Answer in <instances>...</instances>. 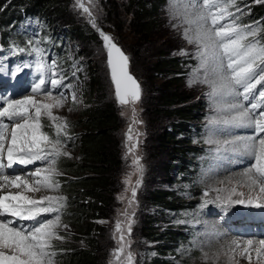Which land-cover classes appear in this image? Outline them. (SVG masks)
<instances>
[{
  "label": "rangeland",
  "instance_id": "obj_1",
  "mask_svg": "<svg viewBox=\"0 0 264 264\" xmlns=\"http://www.w3.org/2000/svg\"><path fill=\"white\" fill-rule=\"evenodd\" d=\"M82 2L86 7L90 8L95 16L98 29L110 35L114 43L129 57L130 73L141 86V99L138 102H130L126 105L118 103L107 62V49L104 47L100 31L91 26L88 14L83 13L82 9L78 7L76 0H70L68 7V15L70 20H73V24L65 25L61 23L54 26L51 31V35L53 34L55 38H59L62 41L60 43L64 48V53H66L67 65L69 67L67 65L62 66L61 61L56 59L57 56L55 54H53V57L47 56L45 54L46 49L41 46L38 52L40 59L35 60L34 64L22 67L15 64L9 70L8 75L15 77L16 81L21 79L24 73L29 72L24 86L15 85L13 80L9 79L6 83H0V92L8 100L23 99L25 96L32 95L37 100H44L43 94H34L31 91V87L41 77L46 80L51 79V73L47 69L54 61V70L59 75L66 77L64 83L71 82L73 84L72 89L62 88L56 90L63 91L67 99L63 108L54 109L55 115L67 118L70 125L69 129H71L72 124L78 120L86 108L103 103L114 106L119 117L116 138L120 143L119 151L122 165L114 174L113 182L116 185L115 194L113 195L114 203L105 212L100 213V216H103V218L94 219L95 217L90 215L86 218L87 220L83 221L84 226H86L89 219H92L91 222L95 227V231L91 240L98 252L100 264H109L110 261H112V264H115L112 252L119 246L118 240L120 235L115 232L117 221L121 223L124 229L126 241H131V248L125 249V255L130 250L133 254L134 264H150L155 259L177 264L183 257L190 258L193 254L192 250L199 251L197 259L193 261L195 264H249V260L242 255L243 249L247 247L249 240L252 241L251 264H264V257L257 260L255 251L257 248L264 247L260 244L262 239H258L260 235L255 234L254 237L247 235L245 237L223 236L217 238L211 235V233L221 231L218 224L214 221L218 216L209 219L203 213V210L210 205L218 203L225 206L229 213L236 215L242 211L237 205L247 204H231L229 206L227 197L231 196L232 200L244 199L247 201L261 194L259 190L248 186L247 177H244L246 180H242L236 175L238 172H246L247 169L221 175L218 169H212L211 167L210 155L214 153L216 145L208 143V139L211 137L218 141H228L235 136H243V133L237 134L233 131L235 136H231L227 132H217L216 135H212L209 119L215 113L214 107L206 95L209 89L206 85L202 84H195L191 87L188 84L193 70L197 67L195 56L196 45L188 43L182 37L183 29L176 26L178 21L173 19L172 10H170V0H167L159 11L158 23L153 31L154 33H149L147 37L139 36L138 33H133L130 30L128 25L131 19L128 15L119 16L118 14L120 20L113 27L111 24L113 18L110 16L108 9H105V4H109V0H92L91 3H89V0H82ZM236 6L244 13L243 15L236 13V15H240V20L237 23L245 24L242 20L249 19L251 22L247 24L260 26L262 28L260 38H264V0L260 3H256L255 0H236ZM116 7H119V3L117 2ZM230 10L235 12V8H231ZM124 11L125 13L127 12L126 8ZM78 27L87 29V38L82 37V39L78 34H75L74 37L70 36V30ZM262 43H264V39H262ZM23 46L28 50L36 49V47L32 46V42L27 40H25ZM51 47L50 45L49 48ZM161 52H166L165 59L179 58L184 64L178 71L181 74L177 75L181 77V80L172 84L173 87L185 93L191 100V103L196 107V114L199 116L200 121L193 122L197 130L193 128V133L185 130L180 132L181 136L178 140H191L190 145L194 148L192 151L201 153L203 148L206 150V153H202L198 157L196 166L189 163L185 164L184 167L178 165L181 163L180 161H175V157H179L178 153L180 150L168 147L169 144L162 142L159 137L166 132L178 130L174 127L175 125H172L175 118L170 119L168 116L162 114V110L158 105L160 104L158 100H160L159 92L162 90L161 86L167 80L176 77V74H171L169 71H154L153 66L161 58ZM38 62L44 63V70H37L36 65ZM18 68L22 70L17 72ZM1 70L2 68H0V72ZM91 70L98 77L101 89L87 100L83 94V88L85 86L84 82L89 81V72ZM73 73H75V76H73ZM73 91L76 93L75 103H73L71 97ZM2 106L5 105L0 103V107ZM69 108L72 109L71 112L68 111ZM133 109H135V116H133ZM4 122L8 123L6 119ZM42 123L44 125L42 131L50 136H54L55 129H49L51 122L46 116L42 118ZM240 129L244 130L247 136L254 134L251 128ZM82 130H84L82 127H77L76 130L71 131V134L77 136ZM5 135L8 138L5 145L6 157L7 147L11 143V126L6 130ZM74 141L71 142L72 144L64 141L68 145L65 150L72 154L71 158L60 157L59 159H73L79 163L84 160V158L82 159L80 144L76 146V142ZM137 158H140L139 166L134 163ZM219 162L221 161L219 160ZM46 166L45 161H37L35 164L27 165L28 168L26 170H14L12 167L5 168L4 172L10 175H20L24 179L29 180V182H32L35 177L29 174L36 168L43 169ZM179 168H185V170H180ZM55 179L60 185L56 190L42 188L40 192L29 193L25 192L23 188L9 187L0 191V195H4L10 191L12 193L25 192L26 195L37 199L45 195L66 196L61 184L62 178L57 176ZM126 180L129 183H125ZM196 186L200 188L198 189L200 190L199 195L193 194L195 193ZM133 189L136 191L135 197L132 196ZM214 189H220L221 191L216 192ZM232 189H235V194L231 192ZM163 192L174 194L175 197L179 198V203L182 205L194 204L196 201L201 204L196 209L185 212H176V210L170 209L172 205L158 208L155 205L153 197ZM206 192L208 195H205ZM241 192L244 193L243 197L238 195ZM217 197L220 199H217ZM130 201L131 203H129ZM221 201H224V203H221ZM168 202L171 201L169 200ZM258 202L264 203V198ZM70 210H75V208H70L67 201L66 206L60 209V223L68 225V228L58 229L60 235L65 236V240L63 242H54L58 252L55 264L63 262L60 254L65 251L84 249L89 244L88 239L77 235L79 230L83 229L84 226L77 227L75 221L69 222L64 218V213ZM55 215L56 213L45 214L40 219H52ZM163 215L165 218H162ZM129 220L132 221L130 236L127 234ZM189 220L197 222V224L201 225V228L190 232L189 239L185 244L179 245L178 242L166 238L155 241L151 239L153 236L150 234L151 230H154L157 234H161L167 232L166 230L171 228L170 225L188 226ZM170 221L172 223L169 224ZM152 222H155L154 228L151 227ZM36 223L37 221L27 220L25 223L15 224V226L31 228ZM114 236L116 239H113ZM212 237L216 240L210 242V244H206V240ZM234 242L238 243L241 247L235 248ZM259 244L260 247L258 246ZM166 247L173 249L169 252L161 253V250ZM231 249H235V251L233 252ZM123 259L124 257L122 256L121 260Z\"/></svg>",
  "mask_w": 264,
  "mask_h": 264
},
{
  "label": "snow or ice",
  "instance_id": "obj_2",
  "mask_svg": "<svg viewBox=\"0 0 264 264\" xmlns=\"http://www.w3.org/2000/svg\"><path fill=\"white\" fill-rule=\"evenodd\" d=\"M91 2L92 0H89V3ZM255 2L260 3L262 0ZM76 3L83 13L88 14L91 26L100 31L104 47L107 49V62L115 83L118 103L126 105L138 102L142 91L138 81L129 72V57L113 42L110 35L98 29L90 8L86 7L82 0H76ZM231 8H235V12L231 11ZM170 10L173 19L178 21L176 26L183 29L182 37L188 43L196 45L197 67L193 70L188 84L190 87L202 84L209 89L206 95L215 113L209 119L212 135L217 132L231 134V129H253V135L235 136L228 141H218L210 137L207 141L216 145L214 153L217 160L227 159L226 154L247 155L253 159L245 176L248 186L252 189L258 187L261 195L247 201L232 200L229 196L226 198L227 203L229 206L247 204L264 208V203L258 202L264 198V136L259 135L264 134V38H260L262 28L237 23L240 15L244 13L236 6V0H170ZM36 67L41 71L45 65L38 62ZM54 69L53 61L47 69L51 73V79L41 77L31 87L34 94H43L44 100H37L34 95L25 96L23 99L7 100L5 106L0 107V191L11 187L37 193L42 188L56 190L60 187L55 177L62 173L56 165L60 157L71 158L72 154L65 150L68 145L61 138L71 140L68 120L54 114V109L64 107L67 97L63 91L56 90L72 89L73 84H65L66 77L59 75ZM21 70L18 68L17 72ZM71 97L75 103V91L71 93ZM68 111L71 112L72 109L69 108ZM45 116L51 122L50 127L55 129L54 136L42 131V118ZM5 119L8 123L4 122ZM10 126L11 143L7 147L5 157L8 139L5 132ZM139 160L140 158H137L134 161L138 166ZM37 161H45L47 166L43 169L36 168L29 174L35 177L32 182L20 175L4 172L5 168H12L16 164L30 165ZM125 183L129 181L126 180ZM25 192L9 191L0 195V264H55L58 252L54 242L65 240V236L60 235L58 229L68 228V225L60 223V209L66 206L67 197L45 195L37 199L26 195ZM231 192L235 194V189ZM238 195L243 197L244 193ZM132 196H136L135 189ZM50 213H56L54 218L40 219ZM2 217L37 223L31 228L17 227L15 220ZM131 223L129 220L127 225L129 236L132 232ZM115 232L120 234L119 246L112 252L115 264H134L132 252L129 250L125 255V249L131 248V241H126L124 229L119 221L116 222ZM211 235L217 238L222 236L218 232ZM260 244L264 246V240H261ZM240 247L235 243V248ZM251 250L252 241L249 240L242 253L249 260V264L252 259ZM231 251L234 252L235 249ZM255 251L257 260L264 257V247ZM109 264H112V261Z\"/></svg>",
  "mask_w": 264,
  "mask_h": 264
},
{
  "label": "trees",
  "instance_id": "obj_3",
  "mask_svg": "<svg viewBox=\"0 0 264 264\" xmlns=\"http://www.w3.org/2000/svg\"><path fill=\"white\" fill-rule=\"evenodd\" d=\"M109 4H105V9H108L110 16L113 18L111 24L115 25L120 20V15L130 16V23L128 27L133 33H138L139 36L147 37L149 33H154V29L157 27L159 11L165 5L167 0H109ZM116 2L119 3V7H116ZM70 0H0V45L5 50H10L14 47L13 43L24 45L25 40L19 38L17 35L18 25L25 21L28 16L37 17L43 25V30L49 37L52 38V43L56 45V52L60 55L62 66L67 65L66 53L61 51L59 46L61 43L57 41V38L52 34V28L59 24H73V20H70L68 15V7ZM126 8V13L124 9ZM263 11V10H260ZM243 23H250L249 19L242 20ZM75 34L82 37H88L87 29L84 27H78L70 30V36L74 37ZM83 39V38H82ZM85 40V39H84ZM161 58L155 63L153 69L155 72L169 71L171 74H176L167 80L159 92L158 102L159 108L162 110V114L168 116V118H175L172 125H175L178 130L166 132L159 137L162 142L168 143V147H172L180 150L178 156L175 157V161L182 167L189 163L190 165H197L198 157L202 153H206L205 149L201 150V153L192 151L191 140H178L181 136L180 132L188 131L193 133L192 129L197 130L194 127V121H200L199 116L196 114V107L191 103V100L185 93L173 87L172 83L181 80V73H178L184 64L179 58H168L166 52L160 53ZM68 66V65H67ZM69 67V66H68ZM89 81L84 82L83 94L87 100L94 93L100 91V81L96 74L89 72ZM169 83V84H168ZM172 84V85H171ZM100 103V102H99ZM77 127H82L84 130L79 132L77 136L71 134V131L76 130ZM119 127V117L115 111L114 106L107 104H97L94 107H88L84 110L82 115L72 124L71 129H68V133L71 136V140L65 137H61L64 141L72 144L74 141L80 144V151L82 155V162L75 160H67L61 158L58 160L56 167L62 173L59 178H62V188L67 196V203L70 210L64 213V218L71 222L75 221L77 227L84 226L83 221L87 220L90 215L95 217L94 219L103 218L100 216L102 212H105L107 208L111 207L114 203L115 183L114 174L119 170L121 165V155L119 151L120 143L116 138V133ZM54 130V128H50ZM188 129V130H187ZM186 139V137H184ZM185 170V168H179ZM200 189L195 187L193 194L199 195ZM155 205L158 208H163L168 205H172V210L176 212H185L191 209H196L199 204L196 201L194 204H180L178 197L174 194L167 192L156 194L153 197ZM171 202H168V201ZM162 218H165L164 215ZM92 219L87 222L83 229H80L77 235L88 239V247L84 249L68 250L60 254L61 264H100L98 258V252L95 245L92 242V236L95 231V227L91 222ZM172 223L171 221L169 224ZM155 222H152L151 227L154 228ZM166 231L161 234H157L154 230H151L150 234L152 240H158L166 238L173 240L180 244H185L189 239V233L192 229L184 225L174 226L170 225ZM151 228V229H152ZM81 237V238H82ZM173 248L166 247L161 250V253L169 252ZM192 256L190 258L183 257L177 264H195L193 261L197 259L199 253L198 250H192ZM150 264H175L174 262H168L164 260L155 259Z\"/></svg>",
  "mask_w": 264,
  "mask_h": 264
},
{
  "label": "bare ground",
  "instance_id": "obj_4",
  "mask_svg": "<svg viewBox=\"0 0 264 264\" xmlns=\"http://www.w3.org/2000/svg\"><path fill=\"white\" fill-rule=\"evenodd\" d=\"M236 175H237L240 179H242V180H243V179L246 180V178H244V177H246V176H245V172H243V171L240 172V173L238 172ZM255 190H258V188H255ZM214 218H215V216H214ZM256 221H257V220H254V222H256ZM253 224H255V223H253ZM258 246L260 247V244H259Z\"/></svg>",
  "mask_w": 264,
  "mask_h": 264
},
{
  "label": "water",
  "instance_id": "obj_5",
  "mask_svg": "<svg viewBox=\"0 0 264 264\" xmlns=\"http://www.w3.org/2000/svg\"><path fill=\"white\" fill-rule=\"evenodd\" d=\"M114 42V41H113ZM118 46V45H117ZM119 47V46H118ZM124 52V51H123ZM125 53V52H124ZM109 69H110V67H109ZM129 72H130V64H129ZM110 73H111V69H110ZM131 74V73H130ZM132 75V74H131ZM133 76V75H132ZM134 77V76H133ZM136 79V78H135ZM113 83H114V81H113ZM114 87H115V83H114Z\"/></svg>",
  "mask_w": 264,
  "mask_h": 264
}]
</instances>
